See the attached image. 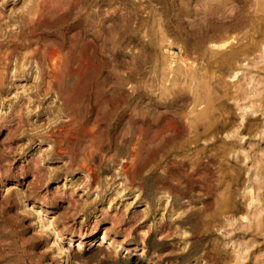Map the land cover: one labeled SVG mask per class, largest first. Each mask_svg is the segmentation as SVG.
Masks as SVG:
<instances>
[{
    "label": "rangeland",
    "instance_id": "rangeland-1",
    "mask_svg": "<svg viewBox=\"0 0 264 264\" xmlns=\"http://www.w3.org/2000/svg\"><path fill=\"white\" fill-rule=\"evenodd\" d=\"M38 1L0 0V264H264V0Z\"/></svg>",
    "mask_w": 264,
    "mask_h": 264
},
{
    "label": "bare ground",
    "instance_id": "bare-ground-1",
    "mask_svg": "<svg viewBox=\"0 0 264 264\" xmlns=\"http://www.w3.org/2000/svg\"><path fill=\"white\" fill-rule=\"evenodd\" d=\"M51 0H39L38 1V9L37 11L43 12L46 9V6L50 4ZM49 8V7H48ZM24 24V23H23ZM21 27V26H20ZM22 27L18 30V33L20 34V37L25 40V42L28 44L27 48H30V53L29 55H24L26 57L31 58H36L37 56H41V60L39 61V77H41L42 80H45L46 78H50L51 81L54 80H61L63 79V65L59 64V59L61 58V55L59 51L56 48H42L40 47L37 43H32V38L29 35H26V33L22 32ZM21 39V41H22ZM25 43V44H26ZM30 46V47H29ZM29 59V58H28ZM36 61V59H34ZM32 62V61H31ZM72 71V70H71ZM70 71V72H71ZM137 85V83H136ZM61 87V86H60ZM49 91L52 90V87H48ZM60 89V88H58ZM64 89V88H63ZM62 88L58 91V93L63 95V90ZM67 89V88H66ZM63 90V91H61ZM100 92V91H99ZM95 95V94H94ZM98 102V99L95 100ZM75 116V115H74ZM73 117V116H72ZM76 121V120H75ZM67 122V121H66ZM70 122V121H69ZM169 122V121H168ZM165 123V122H164ZM168 124V123H167ZM172 123H170L171 125ZM163 125V124H162ZM168 125V126H170ZM174 125V123H173ZM165 126V125H164ZM147 140V139H146ZM134 144V143H133ZM140 145V144H139ZM138 149V145L135 146V149L133 150L134 156L136 155V151ZM136 158V157H135ZM126 161V160H125ZM128 163L123 164V168L125 171H128L127 168ZM90 170V169H89ZM131 172V171H130Z\"/></svg>",
    "mask_w": 264,
    "mask_h": 264
}]
</instances>
